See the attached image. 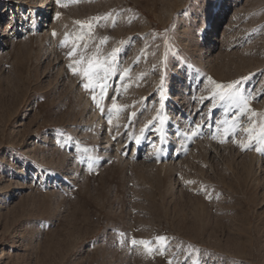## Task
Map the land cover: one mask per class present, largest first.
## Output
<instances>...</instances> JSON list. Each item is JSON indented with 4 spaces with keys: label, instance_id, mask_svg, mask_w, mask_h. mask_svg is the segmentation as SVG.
I'll return each mask as SVG.
<instances>
[{
    "label": "rangeland",
    "instance_id": "1",
    "mask_svg": "<svg viewBox=\"0 0 264 264\" xmlns=\"http://www.w3.org/2000/svg\"><path fill=\"white\" fill-rule=\"evenodd\" d=\"M9 4L0 264H264V137L245 131L264 124V0ZM66 34L84 37L74 58L110 61L103 94L69 69ZM209 77L246 78L257 115L213 108Z\"/></svg>",
    "mask_w": 264,
    "mask_h": 264
},
{
    "label": "snow or ice",
    "instance_id": "2",
    "mask_svg": "<svg viewBox=\"0 0 264 264\" xmlns=\"http://www.w3.org/2000/svg\"><path fill=\"white\" fill-rule=\"evenodd\" d=\"M56 3L58 5H60L61 7H66L67 5L61 4V0H56ZM60 17V13L57 12L56 13V18L58 19ZM76 23L78 24H82L83 22L77 21ZM89 29H91L92 25L90 23H88L86 25ZM56 33L53 32V35H55ZM84 37L83 35H78V36H70L69 34H66L64 37V40L61 42V46H67L69 43L72 44V48L71 50L68 52V57L70 59V63L68 65L69 69L72 71V73L74 75H79L82 77V79L84 81H86L85 83H83V87L86 90H90L93 93L95 92V89L97 87L100 88L101 94L104 93L105 88L107 87L106 83H104V81L107 80V77L109 75L112 74V72L114 71L110 61L108 59H99L96 55L90 57V58H85V55L83 53H81L79 55V58L76 59L74 57L77 56V52H78V48H79V44L78 42L83 40ZM107 38H104V40L101 41V43L106 42ZM84 47H87V44L84 45ZM118 50L114 49L112 55V58H115V53ZM97 52H99V49H97ZM128 70H125V72H127ZM246 78H241V80H236V81H232L230 83L227 84H220V83H216L215 81L212 80L211 77L208 78L209 83L213 85V90H212V94H211V100L213 101L212 103V107H216V100L217 98H219L220 101H228L231 102L232 104L238 105L239 109H240V113L244 114L245 112H251V115L254 117L257 115L256 112L252 111L249 106H248V100L250 99V97H246L245 95H243L241 89H240V84L242 82V80H244ZM93 100H96V96L93 95ZM163 99V97H162ZM203 99V98H201ZM112 109H115L117 111L120 110V106L113 101L112 105H111ZM264 115V114H262ZM161 125L163 124V120L160 121ZM109 123H111V120H109ZM224 123H227L226 121ZM200 126L197 125V128H199ZM233 127H235V125H233ZM225 132L228 131V129H224ZM245 131L248 133V141L249 143H251L253 140H257L259 141V137H264V124H262L260 126V130L259 133H256V128L255 125L253 124L250 128L245 129ZM197 133L194 131L193 135H196ZM214 139L216 137H213ZM137 142H139V139H137ZM221 143H223L224 141L221 140ZM240 147L242 149H244L246 147L245 144L241 143ZM260 148H256V151H260ZM92 163L89 162L88 163V169L89 171L92 170ZM166 237L164 236H158L156 237V241L157 242H166ZM131 243L133 245H143L146 252L151 253L153 251V248L151 247V241H146V240H140L137 241L135 239H133L131 241ZM159 250V249H158ZM169 264H171V261H169ZM195 264V262H194Z\"/></svg>",
    "mask_w": 264,
    "mask_h": 264
},
{
    "label": "bare ground",
    "instance_id": "3",
    "mask_svg": "<svg viewBox=\"0 0 264 264\" xmlns=\"http://www.w3.org/2000/svg\"><path fill=\"white\" fill-rule=\"evenodd\" d=\"M10 5L11 4L0 6V28H2V37H7V36L9 37L10 36V33H7V28L10 27V25H11L12 22L11 21H8L7 15L5 14L7 11H4L5 7L6 6H10ZM5 20H7V21H5ZM44 26H47V24L42 25V27H44ZM215 42L222 43V40H220V39L217 38V39H215ZM217 43L216 44L214 43L215 44L214 46H217L218 45ZM262 168H264V167H262ZM248 172H249V174H252L253 173V165H251V167L248 169ZM10 197H12V196H10Z\"/></svg>",
    "mask_w": 264,
    "mask_h": 264
}]
</instances>
